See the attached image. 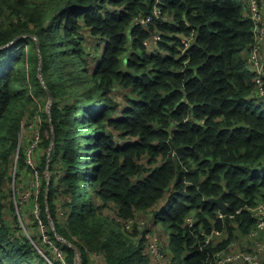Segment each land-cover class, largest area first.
<instances>
[{
  "label": "trees",
  "instance_id": "1",
  "mask_svg": "<svg viewBox=\"0 0 264 264\" xmlns=\"http://www.w3.org/2000/svg\"><path fill=\"white\" fill-rule=\"evenodd\" d=\"M247 1L0 0V182L2 163L41 115L35 100L51 93L40 143L51 148L58 184L54 175L40 218L46 227L53 218L47 234L65 254L16 232L1 208L0 264H76L75 247L58 234L81 250L82 264L90 249L107 264H154L150 228L125 227L141 213L162 227L173 264H206L249 233L251 207L264 201V94L246 55ZM157 2L168 20L134 25ZM222 194L223 217L211 201ZM213 229L224 235L202 247Z\"/></svg>",
  "mask_w": 264,
  "mask_h": 264
},
{
  "label": "rangeland",
  "instance_id": "2",
  "mask_svg": "<svg viewBox=\"0 0 264 264\" xmlns=\"http://www.w3.org/2000/svg\"><path fill=\"white\" fill-rule=\"evenodd\" d=\"M261 8L262 11V26L264 27V5ZM247 12H249V6L247 4ZM250 15V13H249ZM262 51L261 54L264 56V37L262 42ZM247 60L249 63V67L253 70L252 65L249 61V53L246 51ZM41 80L44 82V79L41 74H39ZM118 98L123 100L122 95H118ZM48 103H46V100ZM53 98L48 94L47 96H40L35 101L38 102L39 105V113L35 114L34 117L29 120L25 129L21 132L20 139L18 142V147L16 148L13 156L10 160V163L5 168V165L2 163L3 169L7 170L8 178H5L3 182H0V209L2 208L4 219L8 222H12L14 229L16 232H23L26 234L31 240H33L32 235L37 236L38 238H43L45 242H51L49 235L47 234V227L43 223L40 218V202L42 204V197H47L48 189L51 186L52 178L56 175L54 172L50 171L51 164V148L47 147L45 143H40L41 137V128L40 126L43 124L45 118L44 113L50 114V102ZM34 106V105H32ZM34 113V112H33ZM33 115V114H32ZM32 115L28 116L30 118ZM27 120V121H28ZM44 134V133H43ZM42 139V137H41ZM38 142V143H37ZM94 144L93 146H95ZM21 150V151H20ZM22 152H24V158L26 164H22V160L20 157L22 156ZM32 152V153H31ZM97 153V152H95ZM47 155V165L45 166L44 156ZM94 155V152L91 153V156ZM30 159L33 160V163H30ZM20 160V161H19ZM30 161V162H29ZM90 161H93V157L90 158ZM22 164V165H21ZM90 169L92 171L93 165L91 164ZM57 178V179H56ZM55 180L58 184V177L55 176ZM47 183V184H46ZM42 196V197H41ZM40 198V199H39ZM65 196L63 195V188L59 185L56 186L55 189V199L58 208L60 211L64 212V201ZM167 200V196L165 199L160 202V206L164 204ZM13 203V205H12ZM150 213H141L138 214L136 218L139 220H143L145 227L141 230H145L150 228V232L147 236L146 246L147 251L150 253L152 257V261L154 264H173L171 249L169 247V241L167 235H164V231L161 226L152 224ZM50 224L49 227L55 229V223L53 222V218L49 216ZM35 220H38L40 225L35 224ZM123 221V220H122ZM143 223V224H144ZM152 224V225H151ZM48 227V228H49ZM166 229L170 233L169 228L166 226ZM32 231V235L31 232ZM58 239L64 242H67L71 246H74L76 249L75 254V262L76 264H82V252L81 250L75 246L72 242L63 238L58 234ZM151 242H155L160 251L159 256L154 257V253L151 250L150 244ZM52 246L58 247L61 251L59 254L58 251L55 252L58 254L59 258L65 260V254L60 248L59 245L52 243ZM87 258L90 264H100V261H104V257L100 254L97 249H90L89 255L87 253ZM67 264V263H66Z\"/></svg>",
  "mask_w": 264,
  "mask_h": 264
},
{
  "label": "built area",
  "instance_id": "3",
  "mask_svg": "<svg viewBox=\"0 0 264 264\" xmlns=\"http://www.w3.org/2000/svg\"><path fill=\"white\" fill-rule=\"evenodd\" d=\"M250 16L253 20V43L251 45L249 53V61L252 65L253 71L257 73L256 83L259 88V92L264 94V56L261 54L262 42L264 37V27L262 26V11L261 8L264 5V0H248ZM155 18H161L163 22L168 20L167 16L162 13V9L158 2L154 5L153 12L148 15H137L134 17V25L147 26L149 23L153 22ZM160 38V33H156L154 39L152 40L155 47V42ZM192 36L186 37L184 39L183 51L189 46ZM150 41H147L148 45ZM187 120V118H185ZM38 143V142H37ZM32 153V152H31ZM31 161V162H30ZM30 163L33 160L30 159ZM252 215L255 219L254 227L249 231V233L242 235L241 237L233 239L222 249L215 251L206 260V264H264V201L259 202L254 207H251ZM221 216L224 214L221 212ZM139 220L138 218L129 219L126 222V228L130 229L134 225H138L140 228H144L146 222ZM187 223L190 226H194L196 223V218L194 215L187 217ZM224 235V232L213 229L211 233L206 235L205 243L202 247L210 244L211 241H216V238L220 239ZM34 241V240H33ZM35 243V241H34ZM36 244V243H35ZM152 252L155 256L160 255L159 247L155 242H151L150 246ZM54 249L61 254L58 247L54 246ZM103 257L104 255L100 253ZM105 260V257H104ZM100 264H107L106 261H100Z\"/></svg>",
  "mask_w": 264,
  "mask_h": 264
},
{
  "label": "water",
  "instance_id": "4",
  "mask_svg": "<svg viewBox=\"0 0 264 264\" xmlns=\"http://www.w3.org/2000/svg\"><path fill=\"white\" fill-rule=\"evenodd\" d=\"M39 74L42 75L41 68H39ZM49 94L52 97L51 93H49ZM51 106H52V100L50 102V107ZM52 143H53V141H52ZM211 201L216 202V203H218L220 205L222 214H224V215L227 214V212H228V204L224 200V194L220 195L219 197L212 198Z\"/></svg>",
  "mask_w": 264,
  "mask_h": 264
},
{
  "label": "crops",
  "instance_id": "5",
  "mask_svg": "<svg viewBox=\"0 0 264 264\" xmlns=\"http://www.w3.org/2000/svg\"><path fill=\"white\" fill-rule=\"evenodd\" d=\"M263 261H264V255H263Z\"/></svg>",
  "mask_w": 264,
  "mask_h": 264
}]
</instances>
